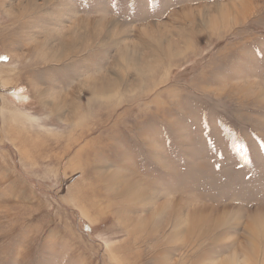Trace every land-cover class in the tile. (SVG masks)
I'll return each instance as SVG.
<instances>
[{
    "label": "rangeland",
    "instance_id": "rangeland-1",
    "mask_svg": "<svg viewBox=\"0 0 264 264\" xmlns=\"http://www.w3.org/2000/svg\"><path fill=\"white\" fill-rule=\"evenodd\" d=\"M0 57V264H264V0H0Z\"/></svg>",
    "mask_w": 264,
    "mask_h": 264
},
{
    "label": "bare ground",
    "instance_id": "bare-ground-1",
    "mask_svg": "<svg viewBox=\"0 0 264 264\" xmlns=\"http://www.w3.org/2000/svg\"><path fill=\"white\" fill-rule=\"evenodd\" d=\"M63 42H62V47H63V44H64ZM99 80H101V79H99ZM93 84H94V87L90 89L91 90V94H93L94 96H98V97H99L100 94L103 95L104 93L114 91L115 88H117L116 87V84H113V83H110V84L109 83L102 84V83H100V81H94Z\"/></svg>",
    "mask_w": 264,
    "mask_h": 264
},
{
    "label": "snow or ice",
    "instance_id": "snow-or-ice-1",
    "mask_svg": "<svg viewBox=\"0 0 264 264\" xmlns=\"http://www.w3.org/2000/svg\"><path fill=\"white\" fill-rule=\"evenodd\" d=\"M0 59H5L6 60L7 58L6 57H0Z\"/></svg>",
    "mask_w": 264,
    "mask_h": 264
}]
</instances>
